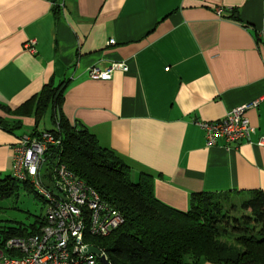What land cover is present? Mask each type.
Listing matches in <instances>:
<instances>
[{"label":"crops","instance_id":"0c3cea01","mask_svg":"<svg viewBox=\"0 0 264 264\" xmlns=\"http://www.w3.org/2000/svg\"><path fill=\"white\" fill-rule=\"evenodd\" d=\"M113 62L127 71L89 77ZM51 80L65 85L62 115L113 150L132 180L150 176L165 205L264 193V0H0V121L19 123L0 124V178L20 136L53 128L51 108V127L35 113ZM243 105L248 139L207 145L198 122Z\"/></svg>","mask_w":264,"mask_h":264},{"label":"trees","instance_id":"16d2710c","mask_svg":"<svg viewBox=\"0 0 264 264\" xmlns=\"http://www.w3.org/2000/svg\"><path fill=\"white\" fill-rule=\"evenodd\" d=\"M64 88V82L51 80L35 95L36 123L51 108L53 128L43 130L59 139V144L50 145L45 152L43 176L49 179L47 171L63 163L122 214L123 223L110 234L86 239L105 253L109 264H264L262 191L249 195L193 193L185 211L165 205L154 196L150 176L141 174L132 180L130 167L113 150L62 115ZM40 131L34 129L30 134ZM18 183L46 204L29 181H19L11 174L0 179V201L13 195ZM45 222L44 215L28 225L0 224V247L9 238L37 233Z\"/></svg>","mask_w":264,"mask_h":264},{"label":"built area","instance_id":"2783aa9c","mask_svg":"<svg viewBox=\"0 0 264 264\" xmlns=\"http://www.w3.org/2000/svg\"><path fill=\"white\" fill-rule=\"evenodd\" d=\"M35 43L30 39L26 44L31 52L35 51ZM116 69L127 71L128 67L123 62H113L106 69L91 66L88 75L109 79ZM247 106L231 109L215 121H199L207 145L223 140L236 146L248 139L254 129L243 115ZM56 144L59 139L43 130L20 136L12 148L11 175L19 181H29L44 197L46 222L37 233L6 240L0 247V264H97L100 256L88 252L93 245L87 236H106L123 223L122 214L65 164H57L47 171L49 179L44 178L45 152ZM258 144L264 145V138ZM100 253L106 257L103 251Z\"/></svg>","mask_w":264,"mask_h":264},{"label":"rangeland","instance_id":"374dc122","mask_svg":"<svg viewBox=\"0 0 264 264\" xmlns=\"http://www.w3.org/2000/svg\"><path fill=\"white\" fill-rule=\"evenodd\" d=\"M43 122L47 127H51L50 113L46 112ZM4 175L2 178H4ZM1 179V178H0ZM0 224L15 226L19 223L30 224L36 217L44 216L46 213V204L34 192L24 188L21 183L13 195L0 201ZM97 264H102L98 260Z\"/></svg>","mask_w":264,"mask_h":264},{"label":"water","instance_id":"95a60500","mask_svg":"<svg viewBox=\"0 0 264 264\" xmlns=\"http://www.w3.org/2000/svg\"><path fill=\"white\" fill-rule=\"evenodd\" d=\"M88 252H90V253H94V254H96V255H99V256H100V257H99V260H100V262H101L102 264H109L108 259H107L103 254L100 253V250H99L98 248H96V247H94V246H89V247H88Z\"/></svg>","mask_w":264,"mask_h":264}]
</instances>
